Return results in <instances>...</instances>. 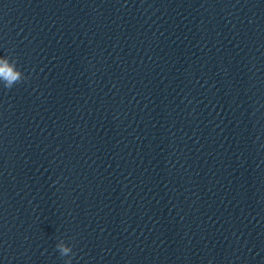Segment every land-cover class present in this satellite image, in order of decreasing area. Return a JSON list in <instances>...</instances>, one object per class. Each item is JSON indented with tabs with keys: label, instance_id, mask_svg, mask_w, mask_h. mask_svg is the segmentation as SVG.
<instances>
[{
	"label": "clouds",
	"instance_id": "1",
	"mask_svg": "<svg viewBox=\"0 0 264 264\" xmlns=\"http://www.w3.org/2000/svg\"><path fill=\"white\" fill-rule=\"evenodd\" d=\"M26 77L23 72L17 67V61L9 56H0V84L3 85L5 89H12L16 84L24 81ZM56 249L58 250L61 257H68L64 261V264H72V257L75 253L72 248L61 240L56 244Z\"/></svg>",
	"mask_w": 264,
	"mask_h": 264
}]
</instances>
